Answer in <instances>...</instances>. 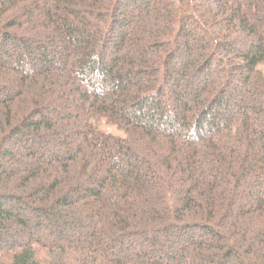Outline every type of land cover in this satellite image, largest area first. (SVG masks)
Masks as SVG:
<instances>
[{
    "label": "trees",
    "instance_id": "trees-1",
    "mask_svg": "<svg viewBox=\"0 0 264 264\" xmlns=\"http://www.w3.org/2000/svg\"><path fill=\"white\" fill-rule=\"evenodd\" d=\"M263 66L264 0H0V264H264Z\"/></svg>",
    "mask_w": 264,
    "mask_h": 264
},
{
    "label": "rangeland",
    "instance_id": "rangeland-1",
    "mask_svg": "<svg viewBox=\"0 0 264 264\" xmlns=\"http://www.w3.org/2000/svg\"><path fill=\"white\" fill-rule=\"evenodd\" d=\"M263 73H264V66L260 68ZM100 128L101 130H103L104 132L108 133V134H112L115 135L117 137H124L123 132H121L117 127L115 126H111L110 124H108L107 121L102 120L99 122ZM70 231V230H69Z\"/></svg>",
    "mask_w": 264,
    "mask_h": 264
}]
</instances>
